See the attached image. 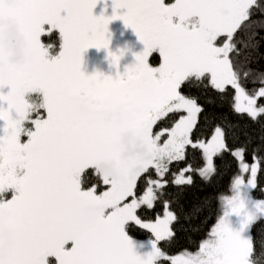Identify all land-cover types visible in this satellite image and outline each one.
Wrapping results in <instances>:
<instances>
[{"label":"snow or ice","instance_id":"obj_1","mask_svg":"<svg viewBox=\"0 0 264 264\" xmlns=\"http://www.w3.org/2000/svg\"><path fill=\"white\" fill-rule=\"evenodd\" d=\"M99 2L0 0V90L8 89L0 91V264H262L264 199L255 193H264V68L254 65L264 59V0H112L110 17L93 14ZM116 20L144 51L116 78L86 75L83 54L109 49ZM9 22L24 38L23 64L9 62ZM52 30L63 44L50 60L40 37ZM123 56L108 51L117 67ZM37 92L42 102L29 103ZM225 103L258 131L212 110ZM241 135L239 146L228 143ZM196 154L198 168L188 159ZM226 156L236 164L230 194L185 211V189L197 175L207 186L222 178L216 160L230 167ZM213 199L216 223L198 251L166 253L161 245L174 246L177 231L200 230L191 222ZM181 213L190 227H174ZM134 227L150 234L143 254Z\"/></svg>","mask_w":264,"mask_h":264},{"label":"trees","instance_id":"obj_2","mask_svg":"<svg viewBox=\"0 0 264 264\" xmlns=\"http://www.w3.org/2000/svg\"><path fill=\"white\" fill-rule=\"evenodd\" d=\"M173 0H165L166 4L172 3ZM42 45L47 49L48 55L50 58H54L58 55L60 48H61V36L57 30H52L50 33L47 35H42L40 37ZM261 53L264 54V46L261 47L260 49ZM160 58L158 57L157 53H153L152 56L149 57V63L150 64H159ZM259 66L261 68H264V59H261L259 62V65H254V67ZM249 89L255 87L251 83L247 85ZM40 94H34L29 97V101H38L39 100ZM229 100H231V96L229 97ZM203 103V99L200 101ZM258 103H264V99L261 101H258ZM216 111L217 113H221L227 116L228 120H230L233 123H239L240 125H250L248 128L249 132H257L259 129L258 124H252V122L247 118L246 114L243 115V117L240 114H234L233 111L231 110L229 103H225L223 107L220 108H215L212 109ZM42 112L40 111V114ZM42 113V117H43ZM35 118V117H33ZM163 122H158L156 128H159V126ZM244 140L243 135L240 137V141H238L236 144H233L231 139H229L228 143L232 145L233 147L239 146L240 142ZM193 167H200L203 163V161L200 158L199 154H196L195 158L189 157L188 158ZM247 159L249 162H251V155L249 154L247 156ZM225 160L230 161V167H226L223 165V162L220 161L219 159L216 160V164L218 168L220 169V173L222 175V178H214L212 182V186H207L205 185L201 178L197 175L195 177V183L193 186L188 187L184 191V195L181 199V203L184 206V210L188 211L190 210L191 206L193 204H198L200 203L204 197L206 196H213L215 197L217 192H222L224 194H229V184H230V177L232 174L236 171V164L234 161H232V158L230 156H226ZM185 164L181 163L179 165L180 168H183ZM94 170L89 169L87 170L86 175L90 177V180L95 181L99 187L98 190H102L105 186L102 185V183L99 182L98 178L93 175ZM259 183L261 186H264V173H261L259 175ZM90 186V185H89ZM174 191V189H172ZM256 198L259 199H264V193H261L257 191L255 193ZM10 197V194H9ZM177 211L179 212V208H177ZM217 211H218V204L215 199L212 200L211 206L206 208L203 213H201L200 217L191 222L192 226H200V230L197 232H183V231H177V243L172 246L168 247L165 245H161L162 249L166 252L169 253L170 255H175L182 250L187 249L189 252H195L198 250L200 242L207 238V234L210 232L211 228L214 226L216 223L217 219ZM181 219H180V224L174 225L177 229H179L180 225H184L186 228L190 227L189 222L185 221L183 219V213L180 214ZM207 217L206 221L205 218ZM202 221H205L202 223ZM261 228V225H257L256 228L253 229V235L257 236L259 238V230ZM130 237L137 238L140 240H145L148 239L150 234L146 232V230H140L136 227H134L131 232H129ZM259 251V249H258ZM161 264H171L170 261H162ZM262 264H264V261H262Z\"/></svg>","mask_w":264,"mask_h":264},{"label":"rangeland","instance_id":"obj_3","mask_svg":"<svg viewBox=\"0 0 264 264\" xmlns=\"http://www.w3.org/2000/svg\"><path fill=\"white\" fill-rule=\"evenodd\" d=\"M103 1H106V3L112 9V0H103ZM174 2H175V0L172 1V3H174ZM123 12H124V10H118V14L122 15ZM93 14L95 16H100L103 14V12L93 10ZM48 27L49 26H45V29H47ZM108 28H109V33H110L109 49L108 50H104V49L97 50L96 48H90L83 54L81 70L86 75H93L96 73H101L105 76H112L113 78H116L118 73L120 75H123L126 68L135 63V55H139L144 51V45L139 41L138 37L135 35L133 30L124 25L123 21H121V20L113 21L109 24ZM118 33H120V35H118ZM62 44H63V40L61 37L60 51H59L58 55L54 58H50L48 55V58L50 60L55 59L59 56L60 52L62 51ZM121 50L124 51V56L120 60L119 66L117 67L111 63V61L108 57V51H111V52L119 55ZM157 54L159 57L158 52H157ZM150 65L153 67H157L159 64H150ZM0 91H4L6 93L8 91V89H3ZM38 93L39 92H37V94ZM34 94H36V93L28 94L26 96V99L28 100L29 97H31V95H34ZM42 100H43V96H42V93H40L39 100L38 101L36 100L33 102L41 103ZM28 102L33 103V102H30L29 100H28ZM40 111L44 115L42 117V113H41V117L46 119L47 118L46 112L43 109H41ZM154 130H158V128H155ZM26 139H27V137H22V142L26 141ZM130 238L133 240L134 244L136 245V250L138 253L141 252L140 254H143L144 252L148 251L147 239L140 240V239L133 238V237H130ZM141 244H143L144 246L141 247L140 246ZM67 247L70 248L71 245L69 244ZM181 254H182V252L175 254V255H181Z\"/></svg>","mask_w":264,"mask_h":264},{"label":"clouds","instance_id":"obj_4","mask_svg":"<svg viewBox=\"0 0 264 264\" xmlns=\"http://www.w3.org/2000/svg\"><path fill=\"white\" fill-rule=\"evenodd\" d=\"M7 27L9 29V34L12 37V43L10 45L11 55L9 57V62L12 64H23L25 62V41L19 30L12 23H8ZM115 54V53H114ZM129 137H124L123 142L125 144L129 143ZM100 171H108L107 165H101Z\"/></svg>","mask_w":264,"mask_h":264},{"label":"flooded vegetation","instance_id":"obj_5","mask_svg":"<svg viewBox=\"0 0 264 264\" xmlns=\"http://www.w3.org/2000/svg\"><path fill=\"white\" fill-rule=\"evenodd\" d=\"M94 11H102L103 15L105 17H110L113 15V9L109 7V5L106 3V1L100 0V2L97 4L96 8ZM109 27V26H108ZM120 35V33H118ZM40 94V93H38ZM10 198V197H9ZM141 253V252H140Z\"/></svg>","mask_w":264,"mask_h":264}]
</instances>
